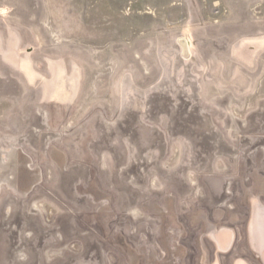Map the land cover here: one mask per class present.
I'll use <instances>...</instances> for the list:
<instances>
[{"label": "rangeland", "instance_id": "rangeland-1", "mask_svg": "<svg viewBox=\"0 0 264 264\" xmlns=\"http://www.w3.org/2000/svg\"><path fill=\"white\" fill-rule=\"evenodd\" d=\"M258 192L264 0H0V264H200Z\"/></svg>", "mask_w": 264, "mask_h": 264}, {"label": "flooded vegetation", "instance_id": "flooded-vegetation-1", "mask_svg": "<svg viewBox=\"0 0 264 264\" xmlns=\"http://www.w3.org/2000/svg\"><path fill=\"white\" fill-rule=\"evenodd\" d=\"M264 206V192L248 198L247 210L240 215L236 225L206 227L200 264H260L250 247L249 226L254 203ZM208 242L209 244H204Z\"/></svg>", "mask_w": 264, "mask_h": 264}, {"label": "water", "instance_id": "water-1", "mask_svg": "<svg viewBox=\"0 0 264 264\" xmlns=\"http://www.w3.org/2000/svg\"><path fill=\"white\" fill-rule=\"evenodd\" d=\"M250 247L260 264H264V206L254 203L249 226Z\"/></svg>", "mask_w": 264, "mask_h": 264}, {"label": "bare ground", "instance_id": "bare-ground-1", "mask_svg": "<svg viewBox=\"0 0 264 264\" xmlns=\"http://www.w3.org/2000/svg\"><path fill=\"white\" fill-rule=\"evenodd\" d=\"M184 41V40H183Z\"/></svg>", "mask_w": 264, "mask_h": 264}]
</instances>
